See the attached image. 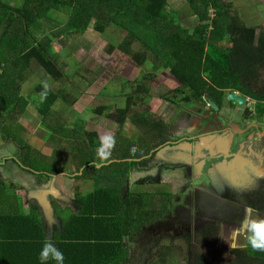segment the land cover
<instances>
[{"label": "trees", "instance_id": "obj_1", "mask_svg": "<svg viewBox=\"0 0 264 264\" xmlns=\"http://www.w3.org/2000/svg\"><path fill=\"white\" fill-rule=\"evenodd\" d=\"M170 1L0 0V129L22 145L20 156L25 170L40 175L41 184L63 174V171L56 151L49 157L23 136H15L13 125L30 105L40 117L41 124L61 138L57 141L67 143L78 155L83 153L84 159L79 167L85 169L77 177L87 174L85 177L94 178L90 169L97 165L98 134L84 133L77 124L72 130L60 127V113L54 110L59 99L66 100L67 82L51 57L49 46L54 39H59L60 34L70 30L69 25L79 31L93 27L122 30L124 36L119 42L108 44V53L118 50L136 67L147 69L144 81L130 83L132 95L126 99V107L118 110L119 124L134 103L131 98H136L143 85L158 76L156 71L163 69L168 70L180 85V89L169 98L177 110L192 105L195 114L202 117V108L208 106L209 99L218 106L220 113L226 105L223 99L226 100L227 93L237 92L256 100L257 115H264V87L259 85L260 73L264 72V26L247 24L238 12L231 14L230 3L226 0H180L193 15V28H183L178 21L181 8L170 14ZM261 7V17H264V5ZM32 60L60 85L55 89L38 84L35 100L30 101L20 95V90L29 78ZM162 99L166 100V96ZM141 101L144 103L145 100ZM197 108L200 112L196 111ZM221 116L237 126L243 125L241 119L232 113L229 118ZM129 122L138 127V140L130 142L121 135L117 136L111 157L102 164H113L116 169L98 175V186L93 190L78 194L77 210L69 205L65 210L58 202H52L59 221L57 225L49 227L36 204H30L24 210L14 189L0 179V264H40L39 252L46 240H51L63 252L64 264H121L125 262L126 250H131L125 246L129 243L144 244V248H148L145 254L149 260L159 257L160 264H176L173 255L178 247L171 242L165 244L170 240L168 233L161 235L156 231L143 235L139 231L149 225H163V221L173 215L168 207L177 206L180 201L179 196L170 194L169 184L154 181L158 170L188 171L190 160L186 162L188 167L178 165L177 161L157 162L151 168H143L142 177L134 167L144 158H153L157 149L166 143L173 146L186 140L198 147L203 142L196 137L182 139L176 131L169 130V124L154 119L148 112L130 116ZM19 128L23 130V126ZM203 134L204 137L209 135L206 130ZM153 137L157 140L153 141ZM119 141H127V147L120 145ZM196 153L187 154V157L191 154L197 157L201 151ZM118 165L124 166L118 168ZM209 171V168L205 170L206 173ZM219 173L220 177L223 176V172ZM174 198L177 204H171ZM243 199L241 210H236L228 218L233 224L238 220L236 226L243 219L247 206L264 215V183L257 190H248ZM215 232L211 236L212 232L206 231L201 236L209 233L211 239ZM49 233L55 237L51 239ZM158 246V252L151 254ZM229 253L231 264H264V252L253 251L246 241L243 248ZM189 261L190 264H212L197 254ZM48 264L55 262L49 261Z\"/></svg>", "mask_w": 264, "mask_h": 264}, {"label": "rangeland", "instance_id": "obj_2", "mask_svg": "<svg viewBox=\"0 0 264 264\" xmlns=\"http://www.w3.org/2000/svg\"><path fill=\"white\" fill-rule=\"evenodd\" d=\"M226 2L230 3L231 14L238 12L239 17L247 24L264 26V17H261V6L264 5V0H226ZM177 3L179 4L176 5ZM179 8H181L178 14L179 23L183 28L192 29L194 26L191 22L193 15H190L189 7H185L180 0L169 2L168 11L170 14ZM210 13L212 14V10ZM61 20L65 21V19ZM69 26L70 30L60 34L59 39H54L49 46L50 55L65 75L64 82H67L65 85L66 100L61 98L54 106V110L60 113V127L72 130L77 124L80 128L82 127L84 133H97L100 143L101 137L107 133H111L115 140L118 135H121L130 142H135L138 140L140 131H138V127L129 122V117L148 112L154 119L169 124V130L176 131V134H179L182 139L184 137L201 138L203 143L198 147H194L195 143L191 144L186 140H181L180 143L173 146L166 143L160 147L161 151L157 152L153 158H144L138 162L137 167H134V170H139L141 176V171L146 166L150 167L160 160H165V155H171L168 158H172L176 154L178 165L187 167L189 165L188 168H190L186 172L182 169V172L177 173H171V170H158L154 181L161 180L158 184H169L170 194L175 197L179 196L177 198L180 201L178 203L176 198L171 201V204H178L168 207L170 214L173 215L167 221H163V225H149L139 233H143V235H149L156 231L161 232V235L168 233L170 240L165 244L169 245L171 242L172 245L178 247L173 255L176 264H190L189 259L195 257L196 254L212 264H231L232 256L229 252L243 248L246 238L244 235H240L235 240L232 239L230 230L236 227L238 220H235V224H233L234 222L228 218L236 210H241L244 195L248 190H257V184H253V180H251L253 177L247 180L243 173L250 172L255 180L264 183V150L262 147L264 141L256 149L258 154L254 153L250 157L249 149L250 152L244 150L241 153L239 141L243 136L236 134L233 136L232 148L229 149L226 137L230 132H226L220 137L217 130L204 129L207 125L200 119L202 117L198 116L200 114H195L194 106H181L182 109L177 110L178 107L170 103L169 98L173 97L180 89V85L166 69L156 71L158 76L153 81H147L136 98H131V103H134L126 113L127 116L119 124L118 110L126 107V99L132 95H130V83L144 81V77L148 73L147 69L136 67L128 57L118 50L108 53V44L110 42L117 43L124 36L122 30L93 27L86 31H79L75 27ZM112 33H114L113 36ZM125 82L127 85H124ZM38 84L55 89H58L60 85L32 60L29 78L23 83L20 95L29 98L30 101L35 100ZM259 85L264 87V72L260 73ZM164 96H166V100L162 99ZM141 100H145V104L140 103ZM223 101L226 100L223 99ZM243 107L245 106L243 105ZM243 107H239L236 111H240ZM199 109L197 108L196 111L200 112ZM215 112L218 113V111ZM228 112L225 105L219 114L224 116ZM230 113L227 115L228 117H230ZM263 116H261V120L264 118ZM17 125L23 126V130L19 126L15 128ZM263 125L264 121H262L261 127ZM13 126L12 130L16 137L23 136L31 145L36 146L44 153L46 152L49 157L55 151L58 154L63 174L51 177L50 180L47 179L41 184L39 182L40 175L28 173L25 170V164L22 163L20 156L23 150L22 145L16 139L8 138L0 129V179L14 189L15 197H20L24 210L28 209L30 204H36L45 219L46 217H50L51 220L53 218L52 212H49V205L53 201L66 207L65 200H67V204L77 210L78 194L93 190L98 186L96 183L98 175L102 176L116 169L113 164L107 163L102 166L106 161L101 160L97 155L96 168L90 169V172H94V178L85 177L87 174L81 178L77 177V175H82L85 169V167H79L84 159L83 153L79 152L78 155L70 145L60 140L57 141L61 138L55 136L51 130L41 124L40 117L31 105ZM205 130L210 133L204 137L202 135ZM156 140L157 138L153 137V141ZM130 142L129 144H131ZM119 143L127 147V141H119ZM223 145H225L224 148ZM99 147L95 148L96 153ZM211 147L215 148L212 158L208 151ZM192 151L195 153L201 151L200 156L196 157L191 154V157L188 158L187 154L193 153ZM231 152L234 153L233 156ZM198 157H201L202 160L199 161ZM216 158L225 161V163H216ZM187 159L190 160L188 165ZM123 166L118 165V168ZM207 167L210 169L208 173L205 172ZM193 168L198 169L196 173ZM235 169L236 171H234ZM219 172H223V176L220 177ZM191 182H195L198 190ZM151 190L152 188H150ZM189 204L193 207L190 211H188ZM221 223L225 225L223 239L220 238L219 225ZM208 230L212 232L211 236L216 231L215 236L211 239L209 233L207 236H201ZM145 240H147L146 236ZM233 243L235 247H231ZM126 245L131 250H126L125 262L121 264H160L159 257L149 260L145 254L148 248L145 249L144 244L129 243ZM158 248L159 246L151 254L157 253ZM189 250L191 251L190 255Z\"/></svg>", "mask_w": 264, "mask_h": 264}, {"label": "flooded vegetation", "instance_id": "obj_3", "mask_svg": "<svg viewBox=\"0 0 264 264\" xmlns=\"http://www.w3.org/2000/svg\"><path fill=\"white\" fill-rule=\"evenodd\" d=\"M243 99H244V106L245 107L242 106L243 108L240 109V111H236V109H239L237 103L234 101H229L226 98L225 102H226V106H227L229 112L224 115V116H227L231 112L233 115H236L241 119V121L243 122V125L237 126L233 123L228 122V120L224 119V117L222 118V116L219 114V112L216 114L215 111H218V109H214L211 107V105L209 104V101H211V100H209V99H208V104H207L208 106H203V108H202L203 116L200 119L206 123V125H207V127H209L210 131L217 130L218 131L217 133L220 134V137L222 135H224L226 132H230V134L226 137V139H228V140H226L227 141L226 144L228 145L229 149L232 148V145L234 143V139H233L234 135L238 134L240 136H243L241 138V140L239 141V146L242 149L241 153H243L244 150L247 152L251 151V153H250V157H251L252 154L257 153L256 149L258 147H260V143L262 141H264V125L261 127V123H262V121H264V118H262V120H261V117L259 115H258L259 117L256 116V113L254 110L255 109L254 107H257L255 105L256 104L258 105V102L256 100H253L249 97H244ZM252 117H255V118H252ZM210 131L208 133H210ZM224 146L225 145H223L222 147L224 148ZM262 147L264 150V145ZM208 151H209L210 157L212 158L213 157L212 153L215 151V148L211 147ZM222 152H224V151H222ZM222 152L221 153L219 152V153L222 154ZM231 154H232V156L234 155V153H232V152H231ZM175 155L176 154H174V157H175ZM168 156H171V155H168ZM198 156H200V155H198ZM223 156H224V154H223ZM172 158L166 157V159L164 161H167V162L172 161L173 162ZM198 159H199V161L202 160L201 157H198ZM218 162H221V163L224 162L225 163V161H221V160L217 161L216 163H218ZM207 168H209V167H207ZM193 170H194V173H196V171L198 169L195 170V168H193ZM234 171H236V169ZM249 174H251V173H249ZM251 177H253V179H251ZM251 177H250V179L253 180L252 181L253 184H257V188H259V185L262 184V182L255 180L253 175H251ZM193 180H194V178H193ZM191 184H193V186L196 187V189H197V186L195 183L191 182ZM184 200L186 201V199H184ZM189 208L190 209L188 211H190L191 208L193 209V207L190 204H189ZM208 231H210V230H208Z\"/></svg>", "mask_w": 264, "mask_h": 264}, {"label": "clouds", "instance_id": "obj_4", "mask_svg": "<svg viewBox=\"0 0 264 264\" xmlns=\"http://www.w3.org/2000/svg\"><path fill=\"white\" fill-rule=\"evenodd\" d=\"M233 93L236 96L241 97L242 99L246 97L243 95H239L237 92H233ZM237 105L238 107H242L244 103L241 105L237 103ZM256 116H258L257 113ZM115 143H116L115 137L111 133H107L104 136H102L100 147L97 149L98 157L101 160H105V161L108 160L111 157L112 150L115 148ZM134 151L135 149H133V152ZM249 173L250 172L243 173L244 176L247 177V180L248 179L250 180V177L252 175ZM219 228H220V238L223 239L225 225L221 223L219 225ZM230 232L233 240H235L240 235H244L246 238L247 245L250 246L253 251L264 252V216L260 215L258 211L254 209L252 206H247L244 208L243 219L236 227H233L230 230ZM231 247H235V244L233 243ZM38 258L40 264H48L49 261H54L55 264H64L65 261L63 252L59 248H57L51 240H46L43 243Z\"/></svg>", "mask_w": 264, "mask_h": 264}, {"label": "crops", "instance_id": "obj_5", "mask_svg": "<svg viewBox=\"0 0 264 264\" xmlns=\"http://www.w3.org/2000/svg\"><path fill=\"white\" fill-rule=\"evenodd\" d=\"M159 151H161V149L159 148V150L157 151V152H159ZM166 157H168V155H165ZM163 157H164V154H163ZM166 157H165V159H166ZM177 157H173L172 158V160H173V162H176L177 161ZM158 162H167V161H164V160H160V161H158ZM172 162V163H173ZM159 170H162V169H159ZM201 174H203V172H202V169H201ZM187 178H189V176L187 177ZM194 178V177H193ZM193 181V180H192ZM156 182V181H155ZM165 182V181H164ZM157 183H160V181L158 182L157 181ZM195 183V182H194ZM193 185V184H192ZM65 200V199H64ZM60 204V203H59ZM61 205V208L62 209H67V200H65V205H66V207L65 206H63L62 204H60ZM49 212L51 211L52 212V220L50 219V217L49 218H47L46 217V219H45V217L43 216V218H44V220H45V222L48 224V226L49 227H52V226H54V225H57V224H59V221H58V217H57V215H56V211L54 210V208H53V206H52V203H50V205H49ZM70 207H71V205H70ZM71 208H73V206L71 207ZM43 214V213H42ZM53 222H55V223H53ZM49 237L51 238V239H53L54 237H55V235L54 234H51V233H49Z\"/></svg>", "mask_w": 264, "mask_h": 264}, {"label": "water", "instance_id": "obj_6", "mask_svg": "<svg viewBox=\"0 0 264 264\" xmlns=\"http://www.w3.org/2000/svg\"><path fill=\"white\" fill-rule=\"evenodd\" d=\"M226 98L229 101H235L239 105H241V104L244 103V99H242L241 97L236 96L233 92L227 94V97ZM209 104L211 105L212 108L218 109V107L213 103V101H209Z\"/></svg>", "mask_w": 264, "mask_h": 264}]
</instances>
